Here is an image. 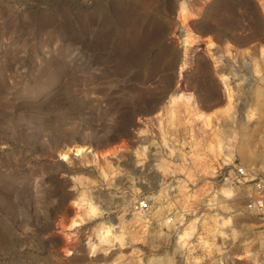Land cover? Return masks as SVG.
I'll return each instance as SVG.
<instances>
[{"label":"rangeland","instance_id":"rangeland-1","mask_svg":"<svg viewBox=\"0 0 264 264\" xmlns=\"http://www.w3.org/2000/svg\"><path fill=\"white\" fill-rule=\"evenodd\" d=\"M263 157L264 0H0V264H264Z\"/></svg>","mask_w":264,"mask_h":264},{"label":"built area","instance_id":"built-area-1","mask_svg":"<svg viewBox=\"0 0 264 264\" xmlns=\"http://www.w3.org/2000/svg\"><path fill=\"white\" fill-rule=\"evenodd\" d=\"M215 180L226 188L242 192L245 196L242 212L260 221L264 226V157L260 165L256 167L241 163H235L232 167H221ZM136 209L147 211L149 203L139 202Z\"/></svg>","mask_w":264,"mask_h":264},{"label":"bare ground","instance_id":"bare-ground-1","mask_svg":"<svg viewBox=\"0 0 264 264\" xmlns=\"http://www.w3.org/2000/svg\"><path fill=\"white\" fill-rule=\"evenodd\" d=\"M184 12H185V10H184V8L182 7V8L180 9V14L183 13V15H184ZM192 42H193V39L188 35V36L185 38V41H184L185 48H186V47H189V46L191 45ZM179 72H180V70H179ZM219 79H220V82H221V83L223 84V86H224V89H223L224 92H223V93H224V96H225V105L223 106L222 111H223L224 113L228 114V113L231 111V109H233V104H232V100H231V99H232V92L230 91V88H229V86H228V80H227L226 76H220ZM171 100H173V101H176V100H186V101H188L189 98H188L187 96H184V95L180 94V93H177L175 96L172 97ZM195 115L197 116V118L203 120L202 117H201L199 114L196 113ZM253 117H254V115H253L252 110L249 109V108H247L246 113H245V120H246L247 122H249V121H251V120L253 119ZM205 123H206V121H205ZM84 154H87V152H86V150L83 149L82 147H76V148H70V149L65 148V149H64V150L58 155V159H59L60 161L66 162V163H70V162H72L76 157L81 156V155H84ZM92 158H93L94 160H97V159H99V156L96 155L95 153H92ZM221 190L223 191V189L219 188V191H221ZM224 193H225V190H224ZM78 224H79L78 222L74 221V222L71 224L70 227H72V226H76V225H78Z\"/></svg>","mask_w":264,"mask_h":264}]
</instances>
